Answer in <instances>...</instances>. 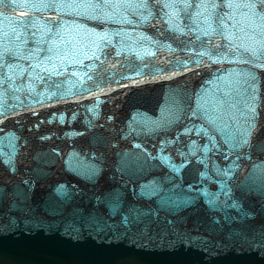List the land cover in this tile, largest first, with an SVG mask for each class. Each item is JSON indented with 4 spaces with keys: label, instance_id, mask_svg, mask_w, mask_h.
<instances>
[{
    "label": "water",
    "instance_id": "95a60500",
    "mask_svg": "<svg viewBox=\"0 0 264 264\" xmlns=\"http://www.w3.org/2000/svg\"><path fill=\"white\" fill-rule=\"evenodd\" d=\"M0 264H264V0H0Z\"/></svg>",
    "mask_w": 264,
    "mask_h": 264
}]
</instances>
